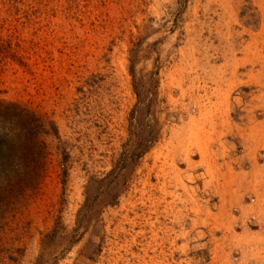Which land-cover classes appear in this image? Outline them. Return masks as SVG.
<instances>
[{"label":"rangeland","instance_id":"1","mask_svg":"<svg viewBox=\"0 0 264 264\" xmlns=\"http://www.w3.org/2000/svg\"><path fill=\"white\" fill-rule=\"evenodd\" d=\"M0 264H264V0H0Z\"/></svg>","mask_w":264,"mask_h":264},{"label":"trees","instance_id":"2","mask_svg":"<svg viewBox=\"0 0 264 264\" xmlns=\"http://www.w3.org/2000/svg\"><path fill=\"white\" fill-rule=\"evenodd\" d=\"M144 152H146V148H145V147H143V148L139 151L140 155L143 154Z\"/></svg>","mask_w":264,"mask_h":264}]
</instances>
